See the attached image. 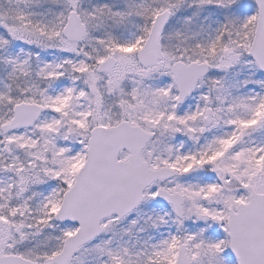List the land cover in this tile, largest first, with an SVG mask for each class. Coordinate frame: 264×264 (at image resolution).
I'll use <instances>...</instances> for the list:
<instances>
[{"label": "snow or ice", "instance_id": "1", "mask_svg": "<svg viewBox=\"0 0 264 264\" xmlns=\"http://www.w3.org/2000/svg\"><path fill=\"white\" fill-rule=\"evenodd\" d=\"M0 264H264V0H0Z\"/></svg>", "mask_w": 264, "mask_h": 264}]
</instances>
